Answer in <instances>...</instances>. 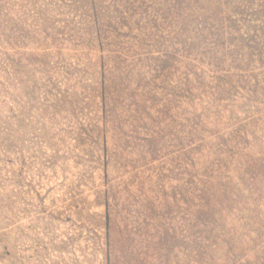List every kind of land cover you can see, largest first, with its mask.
<instances>
[{"label": "rangeland", "instance_id": "1", "mask_svg": "<svg viewBox=\"0 0 264 264\" xmlns=\"http://www.w3.org/2000/svg\"><path fill=\"white\" fill-rule=\"evenodd\" d=\"M0 264H264V0H0Z\"/></svg>", "mask_w": 264, "mask_h": 264}]
</instances>
